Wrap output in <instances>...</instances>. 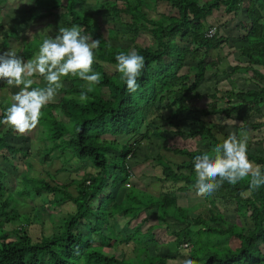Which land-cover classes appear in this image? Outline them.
Returning <instances> with one entry per match:
<instances>
[{
	"label": "trees",
	"instance_id": "obj_1",
	"mask_svg": "<svg viewBox=\"0 0 264 264\" xmlns=\"http://www.w3.org/2000/svg\"><path fill=\"white\" fill-rule=\"evenodd\" d=\"M8 1L0 0V9ZM30 1L26 24H43V31L47 30L31 38L24 34L17 54L31 59L43 39L54 38L60 27L79 25L82 34L101 41L93 64L101 81L88 93L89 100L80 102L85 82L65 77L59 97L41 110L38 139L45 144L41 162L60 163L53 176L48 173L50 181L31 175V137L5 130L0 124V264H183L186 259L196 264H264V186L250 189V177L234 186L225 181L212 196H203L204 214L195 215L178 204L180 196L197 194L194 157L205 152L215 155V146L230 134L221 130L219 121L203 117L233 124L238 138L247 139L248 159L264 166L263 142L254 141V132L264 131V0ZM163 3L171 13L152 18L151 13H157ZM214 12L225 20L217 19ZM49 16L60 24L48 22ZM99 17L118 24L129 39L115 26L108 28L105 38ZM232 22L237 23L239 36L228 33ZM2 23L0 17V31ZM210 28L216 33L208 38ZM13 33L14 29L0 36V54L15 38ZM144 38L146 45L140 42ZM225 49L224 56L238 53L244 59V70L256 87L243 90L233 86L222 95L217 89L209 96L207 108H195L194 99L205 97L199 93L201 84L210 71L217 75L224 60L220 53ZM132 50L145 58V65L138 91L130 94L116 69L115 57ZM215 52L219 54L213 56ZM238 69L234 66L232 72ZM33 87L43 86L35 81ZM9 88L0 80V91ZM7 107L1 106L0 119ZM188 113L192 115L185 116ZM183 115L192 116L197 127L181 128ZM178 117L179 125L173 122ZM157 121L164 124L157 126ZM152 124L156 127H150ZM168 127L174 136L199 138L206 151L170 148L164 130ZM214 130L222 133V139ZM145 144L151 153L139 156ZM162 151L182 160L172 163L162 157ZM142 157L162 168V175L151 182L155 192L132 181ZM3 162L9 171L1 168ZM72 162L85 165L82 169L87 171L80 179L65 183L68 177L56 176L70 175ZM38 199L42 209L67 203L75 209L51 234L34 239L27 230L33 214H21L20 209ZM152 210L157 223L144 230L150 221L146 212ZM143 214L145 218L133 225ZM232 214L236 222L230 220ZM119 221L125 224L121 226ZM36 222L44 225V220ZM160 228L170 237L165 244L156 238L155 230Z\"/></svg>",
	"mask_w": 264,
	"mask_h": 264
},
{
	"label": "clouds",
	"instance_id": "obj_2",
	"mask_svg": "<svg viewBox=\"0 0 264 264\" xmlns=\"http://www.w3.org/2000/svg\"><path fill=\"white\" fill-rule=\"evenodd\" d=\"M83 31L79 25L60 27L54 38L43 39L36 55L28 60L12 49L0 54V80L19 89L11 97L12 103L2 114L0 124L19 135L31 133L40 122L41 110L53 102L63 88L65 77H78L84 81L86 90L81 91L79 101L89 100L88 93L93 92L101 81L100 73L93 69L95 50L99 49L101 41L82 34ZM115 59L116 69L128 93H136L145 58L132 50L120 52ZM35 75L43 78L45 86L33 87L32 77ZM213 151L215 155L205 152L194 157L197 195L212 196L225 181L234 186L248 177L250 189L264 186V166L248 159L246 138L230 133ZM183 264L196 262L186 259Z\"/></svg>",
	"mask_w": 264,
	"mask_h": 264
},
{
	"label": "rangeland",
	"instance_id": "obj_3",
	"mask_svg": "<svg viewBox=\"0 0 264 264\" xmlns=\"http://www.w3.org/2000/svg\"><path fill=\"white\" fill-rule=\"evenodd\" d=\"M98 1H103V0H98ZM92 3L94 4L95 0H88V3ZM32 6V2L30 0H9L8 2H6L5 4L2 5V8L0 9V17L3 20V27L0 31V36L1 37H5L8 34H10L12 32V30L14 29V37L10 40V45L8 48L5 49V52L8 51L9 49H12L14 51H16L18 49L19 46H21V41L24 38V34H26L27 38H31L34 35H38V34H42L45 33V31H43L44 26L43 24L41 25H37V26H29L26 24V18H27V14H29V9ZM90 12L94 11L93 7H89ZM43 12V10H38L37 13H41ZM168 13L170 12V7L167 4H160L157 13H151V17L152 18H157L156 15L161 14V13ZM175 12V11H174ZM171 13V12H170ZM173 13V12H172ZM214 16L217 19H221L222 21L225 20V18H221L219 16V13L214 12ZM23 18V19H21ZM215 18V20H216ZM212 20H214L212 18ZM211 20V22L213 23V21ZM98 21L101 22V30H102V34L104 35L105 38L108 37V28L109 27H116L117 29L121 30V34H123V38L129 39L127 35H125V33L122 31V28L116 24V23H109V21H104L101 19V17L98 18ZM48 22L52 23L53 25H58L60 24L59 19L55 20L53 19V17L48 18ZM236 22H232L229 23L227 26V31L230 35L233 36H239L240 32L237 30L236 26ZM111 43H113L114 45H118L116 44L114 41L110 40ZM120 43L122 42V40L119 41ZM140 42L143 45H146L148 40L147 38H144L142 40H140ZM227 49H225V53L221 52L220 54L223 56L224 60L221 63V65L219 66V70L217 72V75H214V72L210 71L207 76H206V80L201 84L200 89H199V93L202 94L203 96H205L202 100H196L194 99L193 103L195 108L198 109H204L207 108L210 104H211V100L209 98V96L217 89H219L220 95H222L224 93L225 89H229L233 86L238 85V83L240 84H244L245 86H247V79H248V75H246V73L244 72V70L238 71L237 73L232 72V68L234 67L233 65H235L236 63H243L242 60H244L243 58L239 57L238 53H234L233 55H229V56H224L227 53ZM17 53V51H16ZM217 54H219L218 52H215L213 54V56H216ZM186 71V69L182 70V73H184ZM37 75L33 76L32 79L35 81H39L42 83V86H45V83L43 82V80L38 79L36 77ZM233 80H236V82H234ZM239 80H244L242 82H240ZM19 91L14 89L13 87H10L8 89V91H0V105L3 106H10V104L12 103L11 101V97L17 92ZM198 93V94H199ZM4 96V99H1ZM59 97V95L57 94V96L55 98ZM55 101V100H54ZM1 106H0V115L2 113L1 111ZM190 113L186 114L185 116H189ZM192 115V114H190ZM149 116V115H148ZM183 115V117H181L182 119L180 120V127L184 128V129H189L191 127L190 124H192L194 127H197L195 124H193V118L192 116L190 117H185ZM175 118L173 119L174 123H177L179 125V119ZM205 121H214L220 122V126H221V130L224 133H235V128L234 125L231 123H226L224 121V119H217L215 117H203L202 118ZM150 120V119H149ZM153 121H155L154 119H152ZM150 120V121H152ZM156 122V121H155ZM157 126H162L164 123L157 121ZM190 125V126H189ZM150 127L154 128L156 127L155 124L150 125ZM10 127L4 125V129H8ZM151 128V129H152ZM4 130V131H5ZM39 126H37L36 129H34L31 133L26 134L28 136L31 137V139L33 140V143L31 144V150L34 156V169L33 172L31 173L32 176H39L41 178H45L48 181H50L48 173L52 174V176L55 173V170L58 169L60 167V163L58 160H55L53 162L51 161H45V162H41V156L43 155L44 152V147L45 144H43L41 142V140L38 139L39 136ZM165 130V135L168 136L169 138V146L170 148H186L189 150H195V149H199V148H203L204 151H206V148L203 147V145L201 144V140H199V138H195V139H191V138H187L184 136L181 137H177L174 136L173 133L171 132V128L168 127ZM214 133L216 135V137L218 139H222L223 135L222 133H219L218 131L214 130ZM243 135H245V133H243ZM254 136L255 139L254 141H261L263 142V148H264V131L263 133L260 134V131H255L254 132ZM39 151V152H38ZM38 152V153H36ZM153 152V151H152ZM141 153V152H140ZM139 156H144L145 154L150 155L151 150L148 149V145L145 144V147L143 148V151ZM155 153V152H154ZM161 155L163 158H165L166 160L172 162V163H179L182 158L179 156H176L175 154H173L172 152L169 151H162ZM85 165H82L81 163H74L72 162L71 165L68 166V168L70 170H72L71 174L69 175L68 173H60L58 174L56 177L57 178H61L64 179L65 177H68V180L65 179L64 182L68 183L70 181V179H80L81 176L87 171H83L82 167H84ZM81 168V172L80 171H75L78 168ZM1 168H5L6 170L9 171L7 165L3 162L1 165ZM23 170H25V168L23 167ZM134 173L135 176L132 181L134 184L139 185L140 187L144 186H148L150 189V191L155 192L156 188L154 186L151 185V182H153V179L156 177H160L162 175V168L152 162V159H147L146 161L143 160V157L141 159H139V162L137 163V165H135V169H134ZM21 177V176H20ZM12 186H16V185H12ZM157 187V186H156ZM168 187H170L168 185ZM167 187V188H168ZM26 203V202H25ZM178 204L184 208L189 209L190 211H192L195 215L198 214H204L206 209H205V202L203 200V196H199L197 194H191L187 197H184L182 195V197L180 196V198L178 199ZM42 205V202L40 199L35 200L33 202H29L26 203V207H22L20 209L21 214H33V224L27 226V230L28 232L31 234V236H33L34 239H37L38 237H40L43 234H51L53 229H55L61 222V219L64 218L68 213H72L75 209V207L71 204V203H67L62 207H59L57 209L52 208L51 206H48L47 208L42 209V207H40ZM146 216L150 219V221L144 225V230L149 227L150 225L156 224L157 221L155 220L156 214L155 211L152 210L150 212H146ZM143 218H145V214H143L141 216V218L138 221L133 222V225H135L136 223L140 222ZM37 220H44V225H40L39 223H37ZM230 220L236 222L237 220L233 217V214L230 216ZM121 223V221H119ZM15 224H20L19 221H16ZM125 224V221H123L121 223V226H123ZM155 234H156V238L160 241V243L165 244L167 239L169 241L170 237L168 238L166 235V230H164L163 228L157 229L155 230ZM167 241V242H168ZM170 264H182L181 261H174Z\"/></svg>",
	"mask_w": 264,
	"mask_h": 264
},
{
	"label": "crops",
	"instance_id": "obj_4",
	"mask_svg": "<svg viewBox=\"0 0 264 264\" xmlns=\"http://www.w3.org/2000/svg\"><path fill=\"white\" fill-rule=\"evenodd\" d=\"M245 65H246V63H242V64L241 63H236L235 65H233V66H238L239 67V69L237 71H235V73H237L238 71L244 70ZM262 71L264 72V70H262ZM244 72H245V70H244ZM246 75H248L247 76L248 77V79H247V84L248 85L245 86L244 84L238 83V85H236V87L239 88V89H243V90L254 89L256 86L254 84V81L251 78V74L246 73ZM233 81L236 82V80H233ZM239 81L242 82L244 80H239ZM255 83H256V81H255Z\"/></svg>",
	"mask_w": 264,
	"mask_h": 264
},
{
	"label": "built area",
	"instance_id": "obj_5",
	"mask_svg": "<svg viewBox=\"0 0 264 264\" xmlns=\"http://www.w3.org/2000/svg\"><path fill=\"white\" fill-rule=\"evenodd\" d=\"M216 33V29L215 28H210L209 30H208V32L206 33V36L208 37V38H211V37H213V35Z\"/></svg>",
	"mask_w": 264,
	"mask_h": 264
}]
</instances>
